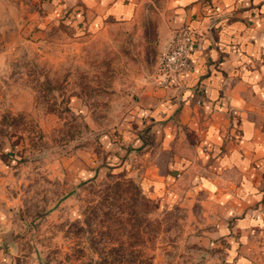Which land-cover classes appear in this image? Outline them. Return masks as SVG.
Returning a JSON list of instances; mask_svg holds the SVG:
<instances>
[{
    "label": "rangeland",
    "instance_id": "1",
    "mask_svg": "<svg viewBox=\"0 0 264 264\" xmlns=\"http://www.w3.org/2000/svg\"><path fill=\"white\" fill-rule=\"evenodd\" d=\"M95 18L82 0H0L6 264H239L226 259L217 214L173 191L180 180L172 192L141 183L138 137L154 139L135 135L131 110L169 37L163 0H143L128 20ZM126 178L154 203L143 239L114 228L119 204L106 214L107 184Z\"/></svg>",
    "mask_w": 264,
    "mask_h": 264
},
{
    "label": "crops",
    "instance_id": "2",
    "mask_svg": "<svg viewBox=\"0 0 264 264\" xmlns=\"http://www.w3.org/2000/svg\"><path fill=\"white\" fill-rule=\"evenodd\" d=\"M82 1L98 21L128 20L143 0ZM163 4L168 39L180 27L194 31L191 66L167 87L152 79L131 110L135 135L154 139L149 148L138 137L139 165L148 164L141 183L172 192L180 180L173 191L217 214L226 259L264 264V0ZM3 216L0 206V228ZM10 258L0 247V264Z\"/></svg>",
    "mask_w": 264,
    "mask_h": 264
},
{
    "label": "trees",
    "instance_id": "3",
    "mask_svg": "<svg viewBox=\"0 0 264 264\" xmlns=\"http://www.w3.org/2000/svg\"><path fill=\"white\" fill-rule=\"evenodd\" d=\"M115 190L114 196L116 203L110 208L106 214H110L114 206L117 207L118 213L114 212V220L118 231L127 232L131 237H142L146 225L149 224L150 218L148 216L149 211L152 209L154 203L152 199L146 196L132 178H126L123 180H116L107 184L106 199L110 197V191ZM128 194L127 197H123V193ZM112 193V192H111ZM120 213H125L121 215ZM114 225L110 224V227ZM115 230V229H114ZM122 243V242H121ZM128 251H132V247L136 244L134 241H129ZM131 249V250H130Z\"/></svg>",
    "mask_w": 264,
    "mask_h": 264
},
{
    "label": "built area",
    "instance_id": "4",
    "mask_svg": "<svg viewBox=\"0 0 264 264\" xmlns=\"http://www.w3.org/2000/svg\"><path fill=\"white\" fill-rule=\"evenodd\" d=\"M194 31L187 26L175 30L159 51L153 80L167 87L172 82L178 83V75L191 66L190 51Z\"/></svg>",
    "mask_w": 264,
    "mask_h": 264
}]
</instances>
